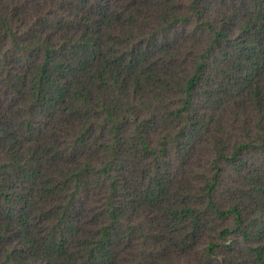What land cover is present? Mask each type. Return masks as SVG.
<instances>
[{
  "label": "trees",
  "instance_id": "trees-1",
  "mask_svg": "<svg viewBox=\"0 0 264 264\" xmlns=\"http://www.w3.org/2000/svg\"><path fill=\"white\" fill-rule=\"evenodd\" d=\"M172 259L264 264V0H0V264Z\"/></svg>",
  "mask_w": 264,
  "mask_h": 264
},
{
  "label": "rangeland",
  "instance_id": "rangeland-1",
  "mask_svg": "<svg viewBox=\"0 0 264 264\" xmlns=\"http://www.w3.org/2000/svg\"><path fill=\"white\" fill-rule=\"evenodd\" d=\"M235 110L233 109V107L231 106V108L228 110V116L229 115H234ZM231 131L234 130L233 129H229ZM235 133V132H234ZM176 155V154H175ZM189 158H190V162L187 165L188 167L181 169L180 171L177 169V167L180 165V161L177 160L178 158L174 157L173 160V169L175 171H177V174L179 176H186V175H191V167L192 168H197L200 166V164H205V163H209L211 162V160L213 159V154L211 151L208 150L207 147V142L204 141L203 143L199 144L197 143L194 147V150H191V153L189 154ZM193 175V174H192ZM214 234V232L211 230V228H209L207 230V232L203 235V239H202V246H205L208 242L210 237H212ZM242 245L244 246L245 244L242 243ZM182 260L180 259H172V260H168L167 264H180ZM184 263V262H183Z\"/></svg>",
  "mask_w": 264,
  "mask_h": 264
}]
</instances>
